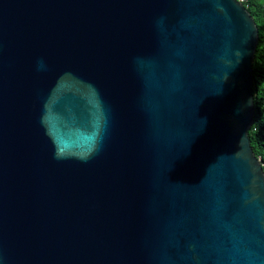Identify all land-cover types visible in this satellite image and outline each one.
Here are the masks:
<instances>
[{
	"label": "water",
	"instance_id": "1",
	"mask_svg": "<svg viewBox=\"0 0 264 264\" xmlns=\"http://www.w3.org/2000/svg\"><path fill=\"white\" fill-rule=\"evenodd\" d=\"M257 41L238 0H0V264H264Z\"/></svg>",
	"mask_w": 264,
	"mask_h": 264
},
{
	"label": "trees",
	"instance_id": "2",
	"mask_svg": "<svg viewBox=\"0 0 264 264\" xmlns=\"http://www.w3.org/2000/svg\"><path fill=\"white\" fill-rule=\"evenodd\" d=\"M258 28V41L253 59V121L248 129L252 150L260 158L264 170V0H246Z\"/></svg>",
	"mask_w": 264,
	"mask_h": 264
},
{
	"label": "built area",
	"instance_id": "3",
	"mask_svg": "<svg viewBox=\"0 0 264 264\" xmlns=\"http://www.w3.org/2000/svg\"><path fill=\"white\" fill-rule=\"evenodd\" d=\"M238 1H240L243 4V2L246 1V0H238Z\"/></svg>",
	"mask_w": 264,
	"mask_h": 264
}]
</instances>
